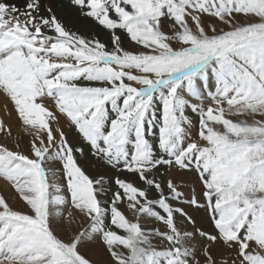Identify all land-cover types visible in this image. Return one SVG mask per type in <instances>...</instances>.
<instances>
[{"label":"snow or ice","instance_id":"6c2138e0","mask_svg":"<svg viewBox=\"0 0 264 264\" xmlns=\"http://www.w3.org/2000/svg\"><path fill=\"white\" fill-rule=\"evenodd\" d=\"M0 95V264H264V0H0Z\"/></svg>","mask_w":264,"mask_h":264},{"label":"bare ground","instance_id":"6f19581e","mask_svg":"<svg viewBox=\"0 0 264 264\" xmlns=\"http://www.w3.org/2000/svg\"><path fill=\"white\" fill-rule=\"evenodd\" d=\"M7 2L8 3H14V4H21L22 0H7ZM95 31L97 32V28L95 29ZM132 47L135 48V46H132ZM6 104H7V108H5ZM11 109H12V105L10 103H7L5 98L2 95H0V119H4L7 124H10L12 126L13 133L15 135L19 131L20 121L17 119L16 113L14 111H11L10 115L8 114V110H11ZM60 123H61V125L64 126V130L68 134V136H70L72 138H76V134L74 132V130H75L74 127L69 128L63 119H61ZM21 135H22V147L25 150H27L28 137L26 135H23L22 133H21ZM5 142L8 143L9 147H12L11 141H5ZM80 144H82V143L80 142ZM85 148L87 149L86 146H85ZM81 163L84 164V167H85L87 174H89V175L94 174V172H95L94 164L85 163L84 161H81ZM56 166L59 167L58 164ZM100 171H103V170L101 169ZM172 177H174L175 180L181 184V186H182L181 190L183 192L184 191H192L193 188H195V190L198 191V187H197V184L195 182V180H197V179L193 175V173L181 174V173L174 170ZM0 193L6 195L9 199L10 203L12 205H14V207L17 208V207L21 206V202L17 198L14 197L13 190H11L3 181H0ZM187 196L188 195H186V197ZM122 210H124L126 212V214H128L129 217L131 218V214L128 212V210L126 208H123V206H122ZM74 216H75V213H74ZM81 220H82L81 217L75 216V223H73L70 226L71 229L74 230L76 228V225H77V227H79ZM64 225H66V220H65ZM86 225H87V222L85 221L84 226H86ZM67 226H68V224H67ZM227 250H229V249L224 248V249H222L216 253H223ZM83 252L87 258L97 262V264H100L101 261L106 259V257L104 256V253H103V247L98 242H89L88 246L83 249Z\"/></svg>","mask_w":264,"mask_h":264},{"label":"rangeland","instance_id":"374dc122","mask_svg":"<svg viewBox=\"0 0 264 264\" xmlns=\"http://www.w3.org/2000/svg\"><path fill=\"white\" fill-rule=\"evenodd\" d=\"M164 31L165 32H168L169 31V29H168V27H167V24H165V27H164ZM97 32L99 33V35H101L100 36V38L101 39H103V40H107V38H108V34H107V32H105V31H103V30H101V29H99V28H97ZM103 32V33H102ZM101 33V34H100ZM132 46H135L134 44H132V43H130V42H126L125 43V47L126 48H128V49H131V50H136V46H135V48L134 47H132ZM192 119H193V122L195 123L196 122V117H195V115L194 114H192L190 111L187 113ZM234 119H237V118H234ZM74 132H75V134H76V139H79L80 140V142L82 143L81 145H85L86 147H87V145L83 142V140H82V138H80L79 137V133L78 132H76V130H74ZM192 132H193V135H195V129H193L192 130ZM69 139H70V141L71 140H73L74 138H72V137H70L69 136ZM94 170H95V172H94V174H92V175H90V176H95L96 174H97V168H96V166L94 165ZM161 171H164V169H162ZM173 171L174 170H172V172L170 173V175L172 176V174H173ZM193 175L196 177V179L197 180H195V182H196V184H197V187H198V191H196V193L197 194H199L200 192H201V190H202V185L200 184V182H199V180H198V178H197V175L193 172ZM128 178L129 179H134V177H132L131 176V174H129V176H128ZM136 183L137 184H139V186H143L142 184H140V182L139 181H136ZM184 193H185V196L186 195H191L192 194V191H184ZM153 196H155V193H153ZM21 202V201H20ZM13 207H14V205H12ZM23 207V205H22V203H21V206H19V207H17V208H22ZM14 208H16V207H14ZM199 220H200V223H201V226H204L207 230H209V231H212V228L206 223V222H204L203 220H202V213H193ZM66 228H68V226H67V221H66V225H62V226H58V228H57V234L60 236V237H62V238H65L66 237V234H71L70 232L69 233H66ZM76 229H78V227H77V225H76V228L74 229V230H76ZM73 230V229H72ZM225 247H223L222 245H217L216 247H214V248H212L211 249V251H212V255L216 258V260H217V264H224V262L225 261H227V264H233V261L236 259V254H235V250H227V251H225V252H223V253H216V252H218V251H220V250H222V249H224ZM82 251H83V249H82ZM200 259H201V261H203V256H201L200 257ZM237 264H238V262H237Z\"/></svg>","mask_w":264,"mask_h":264}]
</instances>
